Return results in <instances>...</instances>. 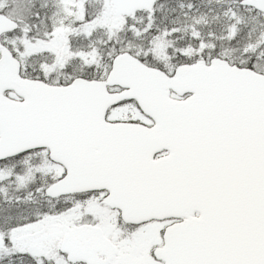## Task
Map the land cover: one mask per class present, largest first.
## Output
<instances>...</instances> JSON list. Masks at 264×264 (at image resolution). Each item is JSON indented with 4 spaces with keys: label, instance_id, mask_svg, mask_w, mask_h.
Returning <instances> with one entry per match:
<instances>
[{
    "label": "snow or ice",
    "instance_id": "6c2138e0",
    "mask_svg": "<svg viewBox=\"0 0 264 264\" xmlns=\"http://www.w3.org/2000/svg\"><path fill=\"white\" fill-rule=\"evenodd\" d=\"M0 264H264V0H0Z\"/></svg>",
    "mask_w": 264,
    "mask_h": 264
}]
</instances>
